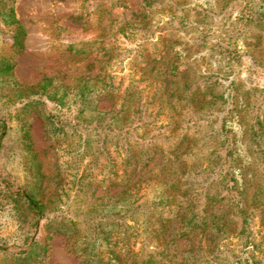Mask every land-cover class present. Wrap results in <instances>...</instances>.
I'll use <instances>...</instances> for the list:
<instances>
[{
  "label": "trees",
  "instance_id": "obj_1",
  "mask_svg": "<svg viewBox=\"0 0 264 264\" xmlns=\"http://www.w3.org/2000/svg\"><path fill=\"white\" fill-rule=\"evenodd\" d=\"M13 1L0 18L21 52L27 29ZM145 1L133 31L118 30L136 46L116 61L139 66L145 87L130 85L119 108L94 104L117 90L114 63L72 84L43 76L30 86L0 60L14 92L0 94V158L32 109L61 153L46 202L33 180L0 173V209L9 203L20 233L0 250L27 253L52 209L84 264H264V0ZM164 9L170 18L159 27ZM24 141L34 149L26 131Z\"/></svg>",
  "mask_w": 264,
  "mask_h": 264
},
{
  "label": "rangeland",
  "instance_id": "obj_2",
  "mask_svg": "<svg viewBox=\"0 0 264 264\" xmlns=\"http://www.w3.org/2000/svg\"><path fill=\"white\" fill-rule=\"evenodd\" d=\"M4 1L0 0V6ZM167 1L163 0L160 6L166 5ZM13 5L27 29L25 47L20 52L13 46V27L5 25L0 18V60L6 57L14 62V77L21 84L35 86L43 76H53L65 84H72L78 77L102 73L111 62L116 70L112 72V80L117 90L95 101L96 108L103 111L119 108L130 85L139 89L145 87L139 66L128 59L116 62L128 48L136 46L126 36L141 19L145 0H14ZM169 18L168 10H162L157 18L159 27H163ZM121 27H126L128 32H119ZM147 51L150 53L152 49ZM110 56L116 59L110 60ZM237 68L242 72V78H246L251 68L249 58L241 59ZM8 78L11 80L5 69H0V94L8 93L12 97L13 84L6 80ZM162 121L165 123L167 119ZM19 127L12 131V138L17 141L9 142L0 158V173L8 175L16 184L33 180L41 187L40 193L46 202L56 188L57 179L51 177L59 171L57 160L61 153L47 136L39 109H32L27 116H22ZM25 131L31 135L34 149L30 150L25 143ZM31 152H36V157ZM31 158L33 163L27 160ZM35 158L41 162V168L34 164ZM37 169L46 176L43 182L36 180ZM96 195H102L100 188ZM9 209V203L0 209V245L3 244L4 248H7L2 242L4 237L20 234L19 231L14 232L16 226L13 221H8ZM54 214L50 209L49 218L40 223L35 242L25 246L29 248L23 256L1 249L0 264H84L73 253L69 236L55 227ZM259 223L264 231V218ZM185 242L182 240L176 249L178 258L181 249L187 246ZM206 243L207 240L202 238L200 247L205 249Z\"/></svg>",
  "mask_w": 264,
  "mask_h": 264
}]
</instances>
